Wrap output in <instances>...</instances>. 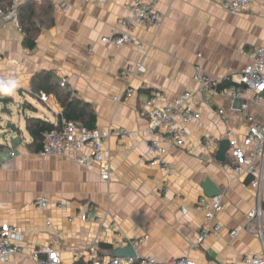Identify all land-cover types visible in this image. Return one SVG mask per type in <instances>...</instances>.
<instances>
[{
	"label": "crops",
	"instance_id": "obj_1",
	"mask_svg": "<svg viewBox=\"0 0 264 264\" xmlns=\"http://www.w3.org/2000/svg\"><path fill=\"white\" fill-rule=\"evenodd\" d=\"M36 1L51 5L53 24L37 34L34 48L22 45L23 35L12 25L0 24V90L14 81L15 94H9L13 103L31 105L19 109L21 121L12 119V110L7 114V132L0 142L6 145L0 150V227L13 225L22 230V252L0 264H39L30 254L37 251L44 257L47 248L58 251L61 264L106 262L113 257V249L127 245L135 247L136 256L151 255L164 262L185 256L195 264H249V257L262 254L264 162L261 215L253 220L248 213L258 199L250 178L222 167L229 160L228 148L224 162L217 161L215 153L227 140L229 128L242 144L249 121L241 105L247 103L249 114L260 122L264 102L252 103L251 93L235 98L195 93L190 104L201 117L188 125L186 145L169 148L161 157L167 168L149 164L148 142L155 138L165 143L149 134L147 118L139 111L153 89L160 90L167 101L196 90L197 67L202 75L224 82L241 72L252 50L264 47V0H250L237 15L208 0H158L155 10L161 22L134 25L130 31L141 48L133 42L116 47L101 40L124 30L117 20L130 16V0H66V12L59 8L61 0ZM138 64L143 65V72L136 71ZM43 70L54 73L61 90L92 107L100 132L126 131L124 138L104 140L101 162L79 163L80 156L90 154L86 148L56 157L27 148L31 137L24 117L57 124L61 113L55 94L41 93L46 96L43 99L29 91L31 78ZM155 103L162 104L160 100ZM12 123L19 134L9 131ZM15 135L21 143L11 147L9 138ZM207 139L215 143V152L197 154L196 148ZM102 165L108 166L107 179L101 177ZM206 180L219 189L224 209L212 220L220 224L217 234L198 243L204 223L198 200L211 197L203 188ZM40 195L49 198L43 210L33 205ZM259 224L262 239L257 233ZM232 231L237 234L232 236Z\"/></svg>",
	"mask_w": 264,
	"mask_h": 264
},
{
	"label": "built area",
	"instance_id": "obj_2",
	"mask_svg": "<svg viewBox=\"0 0 264 264\" xmlns=\"http://www.w3.org/2000/svg\"><path fill=\"white\" fill-rule=\"evenodd\" d=\"M87 3H100L106 0H83ZM116 3L119 0H108ZM158 0H130L129 11L130 16L117 20V24L124 30L120 33L112 32L109 36L102 37V42L120 47L125 43L133 42L138 48L142 44L135 41L130 31L134 25L138 26H154L161 22V14L155 10V3ZM217 4L223 11L230 15H237L246 9L250 0H208ZM19 0H12L11 6L3 10L0 8V24L12 25L17 31L21 32L18 23L17 6ZM66 0L59 2V8L66 12L68 10ZM92 53V48H89ZM251 60L247 63L241 72L234 73L229 77L228 83L223 84L221 79L202 75L201 70L197 67L196 80L198 88L196 90L184 91L172 100H164L160 90L153 89L144 102L140 104V114L147 118L148 131L152 136L160 138L165 144H161L157 139L152 138L147 144V151L151 153L152 158L150 165L162 164L167 165L162 160V156L169 148L184 147L188 136V125L201 117L198 110L193 109L190 104L195 93L229 96L235 98L242 93L252 94V103L260 104L264 102V47H255L250 56ZM137 72H143V65H136ZM64 86L65 82L62 81ZM132 89H127L131 92ZM45 95L41 98L45 99ZM157 100L162 102L161 105L155 103ZM240 109L246 112V118L249 121L245 128L242 144H239L231 128L226 130L228 140L229 160L223 164L225 170L232 171L237 176H248L250 178V186L255 189L257 197V206L248 213V217L253 220H259L261 215L260 208V187L262 179V164L264 162V119L258 121L254 119L248 112V104L243 103ZM219 114L223 110L219 109ZM125 130L110 129L107 132H100L96 127L86 128L78 127L74 122L62 121L46 131L43 136L42 149L38 152L42 156H60L64 153L75 152L82 148L90 150L89 155H82L78 162L90 166L95 162H101L103 159V142L107 137L115 136L126 137ZM248 147L246 152L243 148ZM207 152H215V143L212 139H207L202 145L196 148L197 154ZM11 156L14 152L10 153ZM109 170L107 165H102L101 177L107 179ZM49 198L46 195L38 196L33 205L37 210H43L48 206ZM58 206H60L58 204ZM198 208L204 211V223L201 225L197 242L201 243L205 238L217 234L220 224L212 223L216 213L224 209L222 194L211 196L209 199L201 196L198 200ZM49 225V224H48ZM248 230V228H247ZM258 236L262 239V229H257ZM236 231H232L231 235H236ZM22 240V230L13 225H3L0 227V262L7 263L10 258L21 253L20 241ZM45 256L41 257L35 251L30 256L39 264H61L59 253L56 249L47 248ZM249 264H264V252L262 254H254L247 260ZM83 264H195L192 259L182 256L169 262L158 260L156 257L135 256V257H118L113 256L106 262L97 260L86 262Z\"/></svg>",
	"mask_w": 264,
	"mask_h": 264
},
{
	"label": "trees",
	"instance_id": "obj_3",
	"mask_svg": "<svg viewBox=\"0 0 264 264\" xmlns=\"http://www.w3.org/2000/svg\"><path fill=\"white\" fill-rule=\"evenodd\" d=\"M12 4V0H0V8L8 9ZM51 5L39 4L36 0H24L17 6L18 23L23 35L22 45L25 48L32 49L35 46L36 36L43 29L53 24V18L50 13ZM228 81L223 84L226 85ZM30 93L36 97L39 94H55L60 106L61 113L58 115V122L62 121L74 122L78 127L94 128L95 127V113L92 107L85 101L73 96L70 91L61 90L59 82L52 71H40L33 75L30 82ZM12 96L6 94L5 91L0 90V103L2 110L11 114V109L8 105L13 103ZM27 106L31 105L27 102ZM23 103L20 108L25 106ZM25 129L31 137V141L27 144V148L32 152H39L43 145L44 133L50 130L55 124L34 116H25ZM10 126V125H9ZM16 132L19 134L20 130L16 127ZM6 145L0 143V150ZM76 264H82L78 262Z\"/></svg>",
	"mask_w": 264,
	"mask_h": 264
},
{
	"label": "water",
	"instance_id": "obj_4",
	"mask_svg": "<svg viewBox=\"0 0 264 264\" xmlns=\"http://www.w3.org/2000/svg\"><path fill=\"white\" fill-rule=\"evenodd\" d=\"M10 132H16V126L12 123L10 125ZM21 143V139L18 136H13L9 138V144L11 147H16ZM228 148V140H223L215 153V159L220 162H224L226 159V150ZM203 188L205 193L209 196H214L220 193L219 189L211 184L209 180L203 183ZM112 256L118 257H135L137 255L136 249L133 245H127L124 247L116 248L111 251Z\"/></svg>",
	"mask_w": 264,
	"mask_h": 264
},
{
	"label": "rangeland",
	"instance_id": "obj_5",
	"mask_svg": "<svg viewBox=\"0 0 264 264\" xmlns=\"http://www.w3.org/2000/svg\"><path fill=\"white\" fill-rule=\"evenodd\" d=\"M11 93L15 94L14 92H11ZM12 104L14 103H11L10 105H8V107L13 111V114L11 115L12 119H15L16 121L17 120L21 121L22 115H21V111L19 110L20 109L19 102H16L14 105ZM7 114H8L7 112H4V110H2V104L0 103V142H2L4 138V134L6 135V132H7L6 128L8 127V123L6 121L9 115ZM8 122H10V120Z\"/></svg>",
	"mask_w": 264,
	"mask_h": 264
},
{
	"label": "clouds",
	"instance_id": "obj_6",
	"mask_svg": "<svg viewBox=\"0 0 264 264\" xmlns=\"http://www.w3.org/2000/svg\"><path fill=\"white\" fill-rule=\"evenodd\" d=\"M14 88H15V82L13 81V82H11V87H6L4 89V91L6 94H11V92L14 90Z\"/></svg>",
	"mask_w": 264,
	"mask_h": 264
}]
</instances>
